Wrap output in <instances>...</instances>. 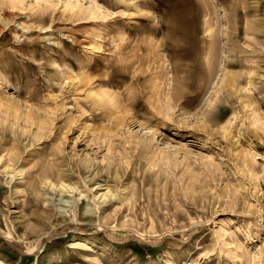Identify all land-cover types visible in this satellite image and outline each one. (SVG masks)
Segmentation results:
<instances>
[{
  "label": "rangeland",
  "instance_id": "rangeland-1",
  "mask_svg": "<svg viewBox=\"0 0 264 264\" xmlns=\"http://www.w3.org/2000/svg\"><path fill=\"white\" fill-rule=\"evenodd\" d=\"M0 264H264V0H0Z\"/></svg>",
  "mask_w": 264,
  "mask_h": 264
},
{
  "label": "trees",
  "instance_id": "trees-1",
  "mask_svg": "<svg viewBox=\"0 0 264 264\" xmlns=\"http://www.w3.org/2000/svg\"><path fill=\"white\" fill-rule=\"evenodd\" d=\"M133 249H135L134 251H136V253L138 254V255H141V256H143L144 254H145V252H143L140 248H139V246L137 245V246H133Z\"/></svg>",
  "mask_w": 264,
  "mask_h": 264
}]
</instances>
